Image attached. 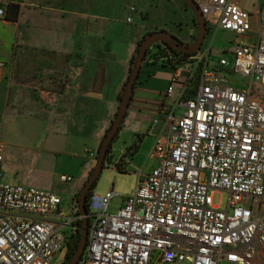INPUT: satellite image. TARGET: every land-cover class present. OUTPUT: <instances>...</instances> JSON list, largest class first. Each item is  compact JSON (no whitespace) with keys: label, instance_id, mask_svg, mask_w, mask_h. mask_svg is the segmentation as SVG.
<instances>
[{"label":"built area","instance_id":"built-area-1","mask_svg":"<svg viewBox=\"0 0 264 264\" xmlns=\"http://www.w3.org/2000/svg\"><path fill=\"white\" fill-rule=\"evenodd\" d=\"M194 2L208 34L173 69L166 97L177 95L162 114L166 134L150 152L156 164L115 214L107 213L112 191L92 194L83 264H264V99L253 87L264 88V16L248 44L249 12L232 0ZM217 30L237 41L212 63ZM226 73L248 85L234 88ZM2 162L0 141V264H57L83 220L77 199L65 213L57 194L4 182ZM219 191L228 194L224 209L213 204Z\"/></svg>","mask_w":264,"mask_h":264},{"label":"crops","instance_id":"crops-1","mask_svg":"<svg viewBox=\"0 0 264 264\" xmlns=\"http://www.w3.org/2000/svg\"><path fill=\"white\" fill-rule=\"evenodd\" d=\"M232 1L250 13V31L243 39L255 43L264 0ZM9 4L18 5L19 12L16 21L0 18V62L4 64L0 109L55 132L59 139L54 138L47 154L55 157L58 145L66 151L59 177L70 180L61 182L58 177V182L70 187L58 186L53 193L61 198L67 193L75 200L97 159L89 158L87 150L95 153L93 147L99 146L110 127L137 43L147 33L164 30L183 44H192L199 31L196 17L181 0H0L5 12ZM217 32L228 43L216 50L221 55L237 37ZM219 57H212L211 44V62ZM164 67L161 61L144 60L123 124L111 144L110 156L121 142L115 162L128 165L126 150L136 142L139 147L132 160L141 149L150 153L166 134L162 114L177 94L166 97L173 70ZM151 158L153 167L156 160Z\"/></svg>","mask_w":264,"mask_h":264},{"label":"rangeland","instance_id":"rangeland-1","mask_svg":"<svg viewBox=\"0 0 264 264\" xmlns=\"http://www.w3.org/2000/svg\"><path fill=\"white\" fill-rule=\"evenodd\" d=\"M217 34L218 32L214 36L212 42L213 58L220 56L219 52H216V50L218 51L221 50L223 46H228V43H223V41L217 37ZM227 55L230 58L232 57L230 53ZM167 68L170 69V71L172 70L169 66L164 67V69ZM224 78L226 82L234 88L241 89L248 85V81L245 78L236 74L226 73ZM126 81L127 79L125 83ZM253 87L256 93L264 99V88L258 83H255ZM6 98H4V101ZM3 106L4 103H2V107ZM8 111V109H0V141L3 144V181L10 184H18V182H20L19 184L21 185L47 190L52 193L58 192L57 189L61 186L69 190L70 184H62L59 186L58 182L59 174H61L64 165L65 156L63 153L66 151H62L61 148H58V145L55 147L57 151L55 157L47 154V148H49L50 143L54 142V138H56L55 141L59 139L57 135H55V132L45 125H36L32 123V119L30 120L28 117H11ZM178 113L179 111H177L176 115H178ZM120 143L121 142H118L114 145L113 153L109 156L112 163H105V167L100 173L96 181V186L93 189V194L97 196H104L110 191L114 193V197L111 199L107 209V213L109 214H115L118 211L122 204L123 196L133 191L137 180L139 178L142 179L152 168V158L148 149H141L140 153L136 154L133 160L132 156L129 157L128 165L125 167L126 172H118L113 164L115 162L114 159L119 156ZM97 149L98 147H93L95 153H97ZM54 158H56L55 161ZM50 159L52 160L51 164L49 163ZM24 177H26V182H23ZM227 198L228 194L224 191L212 194L213 204L220 209L225 208ZM62 199L63 203L61 208L67 213L72 200L67 193L62 194ZM57 260V264L62 262V254L58 255ZM78 264L83 263L79 261ZM181 264L188 263L185 262Z\"/></svg>","mask_w":264,"mask_h":264},{"label":"water","instance_id":"water-1","mask_svg":"<svg viewBox=\"0 0 264 264\" xmlns=\"http://www.w3.org/2000/svg\"><path fill=\"white\" fill-rule=\"evenodd\" d=\"M183 1L187 3L188 6L194 12L198 24V30H199L198 36L196 40L189 45L183 44L182 42L177 40L174 36H172L167 31L164 30L149 33L142 38L138 47L135 61L130 68L128 79L123 87V94L121 100L119 101L117 112L110 124L109 129L104 134L99 149L97 151V159L95 162V166L90 172L89 176L87 177L86 181L84 182V184L82 185L79 191L77 204H78L79 213L83 217V220L80 228V236L77 243V247L66 264H77L80 261L82 253L84 252L87 241V227H88L87 209H86L87 195L92 189L93 184L97 181L100 173L103 170L107 153L111 147L115 135L119 131L121 122L128 109L131 95L133 93V89L136 80L138 78V75L140 73L142 64L146 58L148 49L153 44H155V42H164L171 49H174L177 52L192 55L198 52L203 44V41L206 36V23L204 21V18L201 15L199 8L197 4L194 2V0H183Z\"/></svg>","mask_w":264,"mask_h":264},{"label":"trees","instance_id":"trees-1","mask_svg":"<svg viewBox=\"0 0 264 264\" xmlns=\"http://www.w3.org/2000/svg\"><path fill=\"white\" fill-rule=\"evenodd\" d=\"M181 1H183V0H181ZM18 12H19L18 5H15V4L7 5V7H6V19L9 20V21H16L17 17H18ZM147 34H149V33H147ZM206 34H208V27L207 26H206ZM197 36H198V34L196 35V37H194V41L196 40ZM141 40L137 43V46H136V49H135V53L131 57L130 68L133 65L134 61H135V57H136V54H137V51H138V47H139V44H140ZM192 55L183 54V53L177 52L174 49H171L166 43L160 42V43H157V44L156 43L153 44V46L148 49L145 59L148 58V60L150 59V60H153V61H161L162 65L169 66L173 70L177 66H180V65L184 64L186 62L187 58L192 56ZM129 71H130V69H129ZM128 76H129V73L127 75V79H128ZM138 77H139V75H138ZM122 94H123V89H122V91H121V93H120V95L118 97V102L121 100ZM122 122H123V120H122ZM122 122H121V124H122ZM120 129H121V125H120V128H119V131H120ZM119 131H118V133H119ZM118 133L115 135V137L113 139V142H115V140L117 139ZM99 146H100V144H99ZM99 146H98V149H99ZM138 147H139L138 142L134 143L132 146L127 148L126 155L127 156L134 155L137 152ZM110 153H111V147H110V149H109V151L107 153V156H106V159H105V163L106 162L110 163V164L112 163V161H110V159H109ZM105 163H104L103 168L105 167ZM113 166L118 172H126V170H125L126 164L121 163L120 161L119 162H114ZM95 186H96V182L93 184L92 189L90 190V192L87 195V200H86V209H87V211H88V208H89V200H90V197L93 194V189L95 188ZM78 195H79V192L76 194L75 199H78ZM80 228H81V226H80V224H78V228L69 237V241L67 243L66 251H65V253L63 255L62 262H60V264H66L68 262V260L70 259V257L72 256V254L74 253V251H75V249L77 247L79 236H80Z\"/></svg>","mask_w":264,"mask_h":264}]
</instances>
